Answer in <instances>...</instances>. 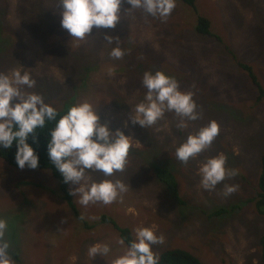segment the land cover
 Returning a JSON list of instances; mask_svg holds the SVG:
<instances>
[{
    "label": "rangeland",
    "instance_id": "1",
    "mask_svg": "<svg viewBox=\"0 0 264 264\" xmlns=\"http://www.w3.org/2000/svg\"><path fill=\"white\" fill-rule=\"evenodd\" d=\"M7 1L6 18L22 34L24 52L20 58L11 57L15 44L3 48L0 42V72L25 66L37 81L30 91L43 93L57 108L87 101L97 108L102 122L133 139L123 172L112 177L86 172L89 183L119 179L128 186L111 204L79 203L83 218L94 225L92 230L60 217L52 194L59 183L49 170H21L0 158V219L8 224L4 238L21 231L17 242L23 247V264H40L44 250V264H111L127 245L120 244L118 235L99 223L103 213L134 231L154 225L165 238L163 244L154 246L159 256L167 249L181 248L204 264H264V216L256 208L264 153V100L257 99L258 91L248 74L223 45L195 31L193 10L176 0L172 14L162 20L142 9H131L124 0L115 27L121 36L114 29L94 27L91 35L80 40L61 27L60 0H41L36 6L39 0ZM197 8L210 17L211 30L224 38L239 60L253 66L264 85V0H197ZM49 22L53 31L46 27ZM30 25L35 27L34 34ZM105 34L120 37L125 50L122 59L110 57L114 45H108ZM82 50L91 53V62L96 54L98 60L90 70L80 72L75 69V58ZM157 70L174 77L181 90L194 93L200 118L188 121L187 128H178L180 117L169 111L150 128L131 122L132 109L146 93L143 74ZM78 85L83 87L76 89ZM212 120L220 125L212 145L186 164L176 159L175 150L187 136ZM155 141L178 174L181 204L156 182L148 168L155 162ZM219 153L227 156V167L238 174L206 191L198 169ZM225 184L236 185V191L225 196ZM70 238L74 252L65 250ZM97 242L111 246L107 260L88 256V248Z\"/></svg>",
    "mask_w": 264,
    "mask_h": 264
},
{
    "label": "clouds",
    "instance_id": "2",
    "mask_svg": "<svg viewBox=\"0 0 264 264\" xmlns=\"http://www.w3.org/2000/svg\"><path fill=\"white\" fill-rule=\"evenodd\" d=\"M124 0H60L61 27L75 39L83 40L96 29H114L121 19V5ZM131 9H142L152 17L166 20L176 7V0H127ZM108 45H114L110 57L122 59L125 50L121 47L118 35L105 34ZM17 67L10 72H0V151L15 147L17 166L36 169L40 157L29 137L35 141L38 130L44 129L50 121H55L47 142L48 158L60 173L63 182L70 187V195L79 197V203L111 204L128 190L121 180L103 179L91 181L86 172H101L112 177L123 172L132 147V137L122 129L113 130L91 103L70 106L61 115L52 103L46 101L43 93L35 89L37 81L31 72ZM146 93L142 102L135 105L130 116L133 124L150 128L166 111L175 112L180 117L178 128L188 127V121L200 118L194 93L180 89L178 81L162 70L146 71L142 79ZM220 133L216 120L210 121L197 132L190 133L187 139L175 150L176 159L188 163L210 147ZM198 173L204 190L212 191L226 179L235 177L238 172L227 167V156L219 153L202 162ZM236 185L225 184L224 195L235 192ZM8 224L0 219V264H13L9 253L10 242L5 239ZM164 236L156 227H138L122 255L111 264H159V255L154 246L164 243ZM124 239L120 244H124ZM107 243H94L88 248V256L107 260L111 253Z\"/></svg>",
    "mask_w": 264,
    "mask_h": 264
},
{
    "label": "trees",
    "instance_id": "3",
    "mask_svg": "<svg viewBox=\"0 0 264 264\" xmlns=\"http://www.w3.org/2000/svg\"><path fill=\"white\" fill-rule=\"evenodd\" d=\"M179 1H181L184 4L185 9L193 10V12L195 13V16H196L195 31L202 35L212 36L215 38L217 42L219 41L218 43L223 45L225 50L236 61L238 67L248 74L250 81L256 87L258 91L257 99L264 100V85H262L261 82L259 81L258 76L253 66L249 63L239 60V57L237 56V54L225 42L224 38L214 33L211 30L212 21L209 16H207L204 12H201V10L197 8V0H179ZM40 3H41V0H39L33 6L40 5ZM0 4L2 5V7H0V42L3 45V48L5 47V45L15 44L14 46H12L13 51L11 52L12 54L11 57L14 56V58H18V57L20 58L22 57L23 52H24V49H23L24 42H23L22 34L18 32L17 30H15L12 24L6 18L7 9H8V1L1 0ZM38 8L40 7H33V10L38 9ZM31 12L32 11H30V13ZM52 12L57 13L55 11H52ZM50 22L46 23V27L48 31H53L50 25ZM34 29H35L34 25H30L29 30L32 32V34H34ZM114 32L118 34L119 36H121V34L118 33V30L116 28H114ZM57 47H60V46H57ZM90 54H91L90 52L82 50L80 54L75 58L76 59L75 69L80 70V72L84 71L87 68H89L90 70V67L93 66V64L96 63L98 60V54H96L94 57V61L91 62L93 59V56ZM1 55H3L2 51H0V56ZM83 86L78 85V86H75V88L79 89V88H82ZM143 92H146V91L144 90ZM69 106H70L69 103L62 107L58 106V109L62 110L61 115L63 114L64 111H66L69 108ZM54 127H55V121H50L46 124L44 129L38 130L37 139L35 141L32 139V137H29V142L33 144L36 151L39 153V157H40L39 167L36 169L49 170L52 176L58 181L59 187L55 191H52V194L55 195V197L53 198H55L56 201H58V203L54 202L53 205L55 208L58 209L57 212L59 213L60 217L61 218L66 217L73 221L76 220L77 224L82 223L85 229L92 230L94 225L88 223L80 213V209L78 206L79 201H77L76 197L70 195L69 190H70L71 185L65 184L63 182L62 176L55 169L54 165H52L51 161L48 158L47 142H48V137L50 135V131ZM15 153H16L15 147H13L12 149L2 150L0 151V158L3 159L10 166L19 168L15 161ZM164 153L165 151L159 147V142L155 141V162L151 161L150 164H148V168H150L151 169L150 171L153 172V176L156 182H158L162 187L168 188L169 190L168 192L171 194L172 198L176 202L181 204L182 199H181V192H180V180H179L178 174L176 173V171H174V169L172 168V165L168 162V159L162 157ZM146 160H148L147 154H146ZM257 199H258V202H257L256 208H258L257 210L264 216V153L262 155V161H261V173L259 176V192L256 197V200ZM99 207H101L100 204H99ZM222 211H218V213ZM99 223L103 224L105 227L107 226L109 230H112L113 232H115L120 239L123 238L125 241L124 243L127 246L129 242L135 238L134 229L131 227L120 225L111 214H108V213L101 214ZM20 235H21V231L18 230L13 233L12 237L8 236L5 238L9 240V242L12 245L9 253L12 258L13 263L16 262V264H23V261H24L23 259L24 251L22 252L23 247H20V245L18 244V242L21 241ZM71 240L72 238H70L69 240L70 241L69 246L67 245V243L65 244V250L74 252V241H71ZM261 245L263 247V252H264V234L261 237ZM45 254H47V251L44 250L43 252H41L40 264H44L42 260ZM159 258H160L159 264H204L202 260L199 257H197L195 254H193L192 252L188 250L181 249V248L167 249L165 251H162ZM263 260H264V255H263Z\"/></svg>",
    "mask_w": 264,
    "mask_h": 264
}]
</instances>
